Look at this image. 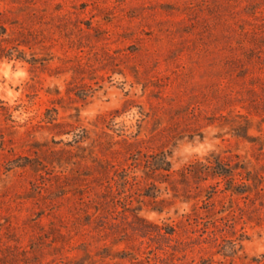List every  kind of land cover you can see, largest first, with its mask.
I'll use <instances>...</instances> for the list:
<instances>
[{
	"label": "rangeland",
	"instance_id": "obj_1",
	"mask_svg": "<svg viewBox=\"0 0 264 264\" xmlns=\"http://www.w3.org/2000/svg\"><path fill=\"white\" fill-rule=\"evenodd\" d=\"M0 27V256L264 264V0H0ZM213 159L249 190L204 204L179 172Z\"/></svg>",
	"mask_w": 264,
	"mask_h": 264
},
{
	"label": "trees",
	"instance_id": "obj_2",
	"mask_svg": "<svg viewBox=\"0 0 264 264\" xmlns=\"http://www.w3.org/2000/svg\"><path fill=\"white\" fill-rule=\"evenodd\" d=\"M4 33L5 28L0 27L1 40ZM3 58H6L8 60L13 58L23 59L21 56H16L12 52H9V50H6L4 47L0 46V60ZM143 166L146 168V172L147 174H149L150 178L153 179L151 182L152 186H156L157 183H167L170 187L169 189L172 192L177 191V182L173 178H171V163L164 153L160 152L154 154L153 156H146V158L143 160ZM179 176L183 181H188L189 178H194L199 181H206L208 179V176L217 178V182H215L211 187L213 190H211L210 192H206L207 194L205 196L207 198L202 200L204 204L210 202L209 199H211L212 193L229 192L232 194L234 193L242 195L249 190V175L248 172L244 170V168L240 166H234L229 163H223L222 161L216 159H213V161L207 160L206 163L201 161L191 162L179 172ZM221 183H224L225 185L223 188H219V184ZM197 188H200L198 192H201L204 187H202L201 185L196 186V189ZM156 191L158 192L159 189H157ZM187 193H190V190H187ZM150 196L155 198L156 193H152L150 194ZM195 197H198V195ZM187 198H189V196ZM193 199L198 200L199 198ZM159 201L161 202L163 201V199ZM15 261V257L13 256L5 257V254H1L0 256V262L2 264H13Z\"/></svg>",
	"mask_w": 264,
	"mask_h": 264
}]
</instances>
